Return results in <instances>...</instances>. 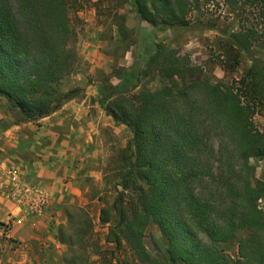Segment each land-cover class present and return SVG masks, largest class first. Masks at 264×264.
Here are the masks:
<instances>
[{
    "label": "trees",
    "instance_id": "1",
    "mask_svg": "<svg viewBox=\"0 0 264 264\" xmlns=\"http://www.w3.org/2000/svg\"><path fill=\"white\" fill-rule=\"evenodd\" d=\"M210 1L216 0H120L119 6L128 5L139 21L163 32L187 29L191 12ZM221 1L237 12L253 8L264 24V0ZM9 2L0 0V98L11 125L36 124L82 92L62 89L80 62L76 25L82 23L78 13L84 0H14L29 16L23 32L10 15ZM116 20L125 41L129 32L122 17ZM260 37L254 29L232 34L224 48L227 67L238 66L235 54ZM131 71L137 82L157 79L160 86L136 93L110 85L108 92L103 89L101 107L132 134L114 171L116 198L99 212L100 224L108 228L106 242L124 244L134 264H160L144 242L152 224L166 244L155 243L165 264H264L259 206L264 181L253 182L249 165L251 159L264 161V131L253 123L264 99V63L253 59L244 77L231 84L212 83L189 58L157 43L142 68L115 73L125 81ZM196 86L214 96L216 107L194 118L174 106V99ZM64 213L66 223L57 231L66 247L63 263L89 264L93 219L78 206H66ZM239 232L244 235L237 242L238 257L232 258L219 246Z\"/></svg>",
    "mask_w": 264,
    "mask_h": 264
},
{
    "label": "crops",
    "instance_id": "2",
    "mask_svg": "<svg viewBox=\"0 0 264 264\" xmlns=\"http://www.w3.org/2000/svg\"><path fill=\"white\" fill-rule=\"evenodd\" d=\"M101 1L104 0H86L89 8L84 6L78 13L84 21L78 54L85 67L82 73L68 78L63 90L81 89L80 97L36 124L11 125L0 133V160L16 169L25 182L51 194L50 205L40 217L27 219L22 225L12 224L9 219L16 210L11 201L3 198L6 185L0 172V223H10L6 238L10 242L4 244L7 253L0 254V264H64L66 247L58 241L57 231L66 223L65 207L93 209L107 188L110 137L119 127L99 105L102 95L98 84L106 77L112 79L113 68L142 66L153 51L156 32L131 11H113L110 19L122 17L126 31H133L135 42L120 55L111 52L112 45L123 40L115 22L108 25L106 39L98 12L91 6ZM86 78L90 84L82 85Z\"/></svg>",
    "mask_w": 264,
    "mask_h": 264
},
{
    "label": "rangeland",
    "instance_id": "3",
    "mask_svg": "<svg viewBox=\"0 0 264 264\" xmlns=\"http://www.w3.org/2000/svg\"><path fill=\"white\" fill-rule=\"evenodd\" d=\"M120 0H104L98 3H93L91 6H95L96 11L100 17V26L104 28V35L108 38V25L116 22V18L110 19L109 15L113 11L124 9L130 11V7H120ZM84 6L89 8L88 3L84 0ZM79 17V16H78ZM119 18V17H117ZM82 19V18H81ZM74 20V18H73ZM83 20H81L82 22ZM84 22V21H83ZM77 24L80 36L83 32L84 23ZM109 23V24H108ZM254 29L262 35L260 39L254 41L252 46L238 55V66L233 69L227 67L228 59L225 54L224 48L227 46L229 37L238 33L241 30ZM126 40L123 42H116L113 44L111 52L120 55L124 49H128L133 46L135 38L133 37V31H128ZM155 43H164L167 46L175 49L179 53V57L186 56L190 59L191 63L198 67L202 72V77L210 80L212 83L223 82L231 84L233 81L240 80L244 77L247 70L252 66V60L257 59L264 63V24H262L254 13L253 8L245 7L242 11H235L223 4L221 0L210 1L207 3L202 2L199 7L193 10L190 14V26L187 29L174 28L168 29L163 32H156ZM82 62L78 63L76 73L80 74L84 71ZM135 66L132 65L131 68ZM118 68H113L111 73L112 79L106 77L100 85L101 95L103 89L108 92V85L112 86L117 91H124L125 93H136L143 89L155 90L159 88L160 83L157 79H142L137 82L135 75L131 71L126 80H119L116 76ZM131 68L129 70H131ZM136 68H142V66L136 65ZM124 69V68H122ZM75 73V74H76ZM115 74V75H114ZM131 80V81H128ZM113 83V84H112ZM89 85L90 79L86 78L82 85ZM63 90V89H62ZM64 91V90H63ZM82 94V93H81ZM80 94V95H81ZM80 97V96H79ZM99 105L101 106L100 100ZM257 114L253 117V123L255 127L264 131V99L262 103L257 105ZM12 120L7 111V105L4 99L0 98V133L11 126ZM119 127L116 133L110 137L111 143V156L110 162H106L105 169V183L106 190L102 191V195L99 198V203L95 204L92 209H86L94 222V228L90 237V248L88 250L89 264H102L103 261H109L112 264L128 263L134 264L131 253L127 250L126 246L122 244L120 247H116L111 242H106V236L108 233L107 226L101 225L99 219L100 209L102 206L110 207L116 198L115 186L119 180L114 177V171L119 168L121 151L127 146L132 134L124 125H116ZM108 141V135H106ZM3 165L7 166L4 161L0 160V172L2 173ZM251 168V176L253 182L258 180L264 181V161L251 159L249 162ZM129 197V194H126ZM260 208L264 211V199L259 202ZM96 214V215H94ZM243 233L239 232L234 241L226 244H220V248L224 254L237 258V242L243 237ZM8 243L10 241H7ZM6 238H0V254L5 252L4 244ZM147 249L158 259L160 264H165L166 261L163 254L158 250L155 243L159 246H165L164 239L158 229L154 225H150L145 233L144 238ZM8 246V245H7ZM9 247V246H8ZM14 244L12 249L14 248ZM11 250V248H9ZM7 250L8 252H10ZM66 250V249H65ZM12 251V250H11ZM12 253V252H10ZM64 255V253H63ZM63 258V256H62ZM12 264V263H7Z\"/></svg>",
    "mask_w": 264,
    "mask_h": 264
},
{
    "label": "built area",
    "instance_id": "4",
    "mask_svg": "<svg viewBox=\"0 0 264 264\" xmlns=\"http://www.w3.org/2000/svg\"><path fill=\"white\" fill-rule=\"evenodd\" d=\"M2 176L5 182L3 198L14 204L16 214L9 219L15 225H22L27 219L40 217L49 207L51 194L48 190L25 182L20 173L3 165ZM10 223H0V238H8Z\"/></svg>",
    "mask_w": 264,
    "mask_h": 264
},
{
    "label": "clouds",
    "instance_id": "5",
    "mask_svg": "<svg viewBox=\"0 0 264 264\" xmlns=\"http://www.w3.org/2000/svg\"><path fill=\"white\" fill-rule=\"evenodd\" d=\"M9 11L13 21L20 27L22 32L25 31L27 28L26 21L29 19L27 11L22 10L14 0L9 2ZM174 106L178 109L188 110L196 118L204 109L216 107V100L207 90L196 86L190 89L186 96L175 97Z\"/></svg>",
    "mask_w": 264,
    "mask_h": 264
}]
</instances>
